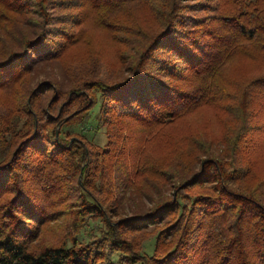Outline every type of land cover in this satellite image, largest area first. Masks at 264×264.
I'll return each instance as SVG.
<instances>
[{
	"label": "trees",
	"instance_id": "trees-1",
	"mask_svg": "<svg viewBox=\"0 0 264 264\" xmlns=\"http://www.w3.org/2000/svg\"><path fill=\"white\" fill-rule=\"evenodd\" d=\"M0 1L9 12H34L40 19L35 21L34 37L26 41L22 51L13 50L0 58V88L19 90L15 103L20 112L17 116L11 113L0 116V264H257L254 256L258 257L259 264H264V203L253 194L227 185V181L239 177L240 172L236 176L223 173L224 165L219 156L205 160L210 165L207 169L204 167L199 173L183 178L187 180L199 174L196 181L203 177L210 180L213 168L220 180L214 194H198L186 202L178 193L173 201L162 195L163 199H158L152 209L112 220L111 212L113 215L117 210L107 209L98 201L90 185L97 172L101 178L113 176V198L122 199L132 184L125 164L126 152L116 160V152L108 145L103 155L111 154L114 159H110L111 165H107L106 170L101 169L97 164L99 148L83 131V127L92 122L95 128L105 125L106 142L114 144L123 129L115 120L122 124L124 119H132L144 126L167 123L181 110L219 95L224 87L221 63L232 54L242 52L246 41L258 44L263 40L261 46L264 47V17L259 6L242 10L237 5V9L221 12L211 21L209 15L199 18L191 14L203 8V0H164L168 7L162 17L163 25L140 51L131 73L113 83L95 79L84 82L69 90L70 98L53 114L50 109L59 97L45 106L37 96L49 82L43 80L30 87L26 79L36 63L57 54L65 46L66 39L62 38L65 30L51 25L52 18L47 14L57 22L67 21L65 13L55 11L84 5L98 9L120 8L130 0ZM104 17L102 15L100 20L104 21ZM216 21L219 25H214ZM183 79L187 85L181 83ZM250 86L264 95V74L248 81L246 95ZM62 92L63 89L60 94ZM35 99L39 100L38 107L34 106ZM73 101L77 103L73 111H77L64 119L63 111ZM96 105L97 112L92 115ZM244 106L246 108V104ZM9 107L5 103L0 110ZM255 116L251 109L239 111L241 122L235 129L237 143L233 146L238 152L247 146L250 134L264 131L259 123H252ZM50 123L54 126L48 131L46 125ZM64 125H75L82 130L67 129L62 135ZM23 128H27L26 133L22 132ZM132 163L130 161L129 169ZM80 169L81 179L76 180L73 187L76 204L70 212L72 220L64 228L62 241L33 245L41 226L54 214L66 212L60 191L62 181L72 177L71 173L78 175ZM136 170H132L131 175ZM157 173L160 174L161 169ZM173 210H176V219L163 231L175 236L172 245L159 255H141L124 233L161 222ZM227 214V224L220 222ZM88 217L100 222V232L81 241L78 233ZM163 239L160 233L155 246ZM112 256H116V261Z\"/></svg>",
	"mask_w": 264,
	"mask_h": 264
},
{
	"label": "rangeland",
	"instance_id": "rangeland-1",
	"mask_svg": "<svg viewBox=\"0 0 264 264\" xmlns=\"http://www.w3.org/2000/svg\"><path fill=\"white\" fill-rule=\"evenodd\" d=\"M159 1L130 0L120 8L113 9H98L89 5L80 8L69 6L55 11L57 14L65 13L67 20L58 22L48 13L47 15L52 18L49 20L51 25L61 26L65 30L62 38L66 41L65 46L61 47L57 54L36 63L26 75L30 87H35L43 80L49 82V86L37 94L38 98L42 99V104L46 106L53 98L59 97L50 109L51 113L55 114L58 109H62L61 103L70 98L69 90L81 86L84 82L95 79L113 83L125 79L124 77L131 73L132 67L137 64L140 51L145 49L149 39L163 25L162 17L168 5L163 3L164 0ZM203 2V8L192 11V15L199 18H206L209 15L213 21L215 15L230 12L239 5L238 9L242 10H246L247 6H259L264 17V0H203ZM1 3L4 6L5 4L0 1V7L4 9ZM102 15L105 16L104 21L100 20ZM36 20L38 22L40 19L34 12L14 13L6 9L0 10V58H4L13 50L22 51L23 45L27 44L26 41L35 35L32 32L35 31ZM214 25L219 24L216 21ZM261 43L263 40L258 44L246 41L243 43L242 52L231 53L232 55L229 53L231 56L219 67L224 85L221 93L213 99L181 110L167 123L144 126L132 119L126 118L122 124L115 120L123 129L114 144L106 142L108 137L105 125L102 128H95L92 122L83 127L87 138L93 139L92 143L99 148L97 164L99 163L98 167L101 169L106 170L107 165H111L110 159H114L111 154H104L105 157L103 155L108 145L111 151L116 152V160L126 152L125 164L132 184L122 199L113 198L115 190L113 176L110 178L105 175L101 178L97 172L90 185L98 201L107 209L117 210L116 214L112 215L111 212L110 219L115 220L149 207L152 209L158 199H163L162 195L173 201L175 194L178 193L182 201L186 202L198 194H214L215 186L220 185V180L219 177L216 178L212 167L210 180L203 177L196 181L199 174L187 180L183 178L199 173L204 167L207 169L210 165H207L205 160L213 159L216 155L224 165L223 173L230 172L236 176L240 172V176L228 180L227 185L253 194L264 203V131H254L255 133L250 134L244 150L238 152L237 148H233L237 143L234 141L235 129L241 122L239 111L251 109L256 115L252 123L257 122L264 129V95L252 86L248 88L247 95L245 92L249 80L264 74V47ZM181 83L187 85L188 82L183 79ZM62 89L63 92L60 94ZM18 93L19 90L15 92L14 88H0V107L5 103L10 105L9 108L0 110V116L1 113L19 115L20 112L16 110L19 106L15 103ZM38 101L35 99V107H38ZM76 106L77 103L73 101L68 109H64V119H68L77 111H73ZM97 109L98 105L93 108L92 115ZM71 111L73 112L69 113ZM53 126L52 123L47 124L46 130L49 131ZM67 129L78 132L82 127L64 125L61 134L64 135V130ZM22 132L26 133L27 128H23ZM130 161L133 163L129 169ZM136 168L131 175V171ZM81 169L78 175L71 173L72 177L62 181L60 191L63 193L62 204L67 208L66 212L54 214L43 224L33 245L42 241L48 243L62 241L64 228L72 220L70 212L76 204L73 187L76 180L81 179L79 177ZM159 169L160 174L157 173ZM174 219L176 210L171 211L161 222H154L135 230L130 229L124 234L141 255L149 257L159 255L174 242V235L163 232ZM228 219L227 214L219 221L227 224ZM100 228L98 220L88 217L78 233V239L85 241L92 238L100 232ZM160 233H163L164 239L157 241L155 246ZM112 258L115 261L117 259L116 256ZM253 258L254 262L259 264L258 257Z\"/></svg>",
	"mask_w": 264,
	"mask_h": 264
},
{
	"label": "water",
	"instance_id": "water-1",
	"mask_svg": "<svg viewBox=\"0 0 264 264\" xmlns=\"http://www.w3.org/2000/svg\"><path fill=\"white\" fill-rule=\"evenodd\" d=\"M56 133H57V130H56ZM80 176V175H79Z\"/></svg>",
	"mask_w": 264,
	"mask_h": 264
}]
</instances>
